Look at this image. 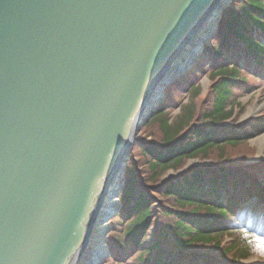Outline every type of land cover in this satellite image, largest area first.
<instances>
[{"label":"water","instance_id":"obj_1","mask_svg":"<svg viewBox=\"0 0 264 264\" xmlns=\"http://www.w3.org/2000/svg\"><path fill=\"white\" fill-rule=\"evenodd\" d=\"M224 7L0 0V264L77 262L162 91L198 62L206 39L180 66L171 59L213 14L216 32Z\"/></svg>","mask_w":264,"mask_h":264},{"label":"trees","instance_id":"obj_2","mask_svg":"<svg viewBox=\"0 0 264 264\" xmlns=\"http://www.w3.org/2000/svg\"><path fill=\"white\" fill-rule=\"evenodd\" d=\"M228 37L243 41L264 67V0L230 5L216 39L205 48L204 56L213 60L210 72L202 62L193 78L182 77L171 85L169 100L143 129L151 140L136 145L126 169L120 195L124 209L113 223L108 264H219L207 253L220 250L227 237L234 240L219 257L239 262L264 255L258 238L231 220L237 212L214 204L209 192V186L219 193L232 182L242 193L257 194L254 177L264 179V163L247 166L256 155L250 141L264 134V118L239 132L217 127L233 117L239 99L263 76L258 69L257 76L249 73L253 65L245 54L236 59ZM199 71L208 73L211 82L206 96L196 81ZM172 108L180 109L175 120ZM190 160L213 165L184 171ZM171 171L174 175L168 177Z\"/></svg>","mask_w":264,"mask_h":264},{"label":"rangeland","instance_id":"obj_3","mask_svg":"<svg viewBox=\"0 0 264 264\" xmlns=\"http://www.w3.org/2000/svg\"><path fill=\"white\" fill-rule=\"evenodd\" d=\"M238 1H242V0H227V1H225V5H226V7H228L233 2H238ZM216 37H217V31L211 33L210 36L206 38V40L202 43L203 52H202V54H201V56L199 58V61L195 64V66H193V68L187 74H185L182 77H187V78L192 77L193 78L194 75H192V74H194L196 66H198L202 62L205 63V69H207V70L209 69V72H210L211 62H210V58H208L207 55L204 56V54H205L204 47L207 44H209V43L210 44L213 43V41L216 39ZM248 71H249L250 74H254L255 76L258 75L257 70H255L252 67ZM182 77H180L179 79H181ZM196 81L202 86L204 93L206 91H208V89L210 88V83H209V79H208V73H204L202 71H199L198 72V79ZM171 85H173V83L170 84L163 91V93L165 95L164 96L165 100L167 99L166 102L170 98V96H168V98H167V94L166 93L168 92L167 90H168V88ZM252 89L253 90L250 93L245 94L239 100L241 105L246 107V112H245V115L240 118V121H239L238 125H240L241 123L245 122L250 117H255V116L259 115L260 112L264 111V73H263V76L260 77L256 81V83L252 85ZM203 92H202V94H203ZM182 96H183L182 97L183 98V103L184 104L188 103L189 99L187 97H185L186 94L184 93V94H182ZM165 100H164V102H165ZM164 102H162L160 104V106ZM171 110H173V108ZM238 112L239 111H237V113ZM179 114H180V109L179 108H176V109L174 108V110L172 111V119L175 120L176 116L179 115ZM232 121L233 120L226 121V124H230V123H232ZM144 128H145V126L142 128L141 133L138 136L137 144L138 143L146 144L147 142H149L151 140L150 137H149V133H143V129ZM250 146L255 149L256 155H255L254 158L250 159L249 164L258 161L259 159H264V135H262V136H260L258 138L253 139L252 141H250ZM210 164L211 163H207L205 165L209 166ZM203 166H204V164H200L198 160H194V161L188 162L186 167H188V169H193V168H196V167L199 168V167H203ZM169 175L170 176L173 175L172 172H170ZM117 204L119 205L118 201H117ZM252 204H253L252 202H248V203L245 202V204L243 206L246 205V206H248V208H250L249 205H252ZM119 207L120 208H118V209H117V207L114 208V214L113 215H115V217H113L106 224V229L104 230V235H103L104 236V240H105V249H104V252H102V254L99 256V258H96V260H95V258L93 259L94 261H96V264H108V263L111 262L112 254H111V250L108 248V243L107 242H108V240H110V235H111V233H112V231L114 229L113 228V223H116L118 221V218L120 217V214H121L122 210L124 209V206L121 205V204H120ZM252 212H253L252 210L250 211L248 209V211L245 212V214L242 217H240V219H239V221L237 223V228L238 229H246V228H248L249 231H251V232L255 233L256 235H258L259 238H260L259 242L262 245V252L264 254V206L262 207V209L259 212H257V213L253 212V213L256 214V216L253 217V218H252V216H253ZM263 258H264V255H263ZM261 263H262V261L260 259H258V258L253 256V257H250L249 259H247L246 261H244L243 264H261Z\"/></svg>","mask_w":264,"mask_h":264},{"label":"bare ground","instance_id":"obj_4","mask_svg":"<svg viewBox=\"0 0 264 264\" xmlns=\"http://www.w3.org/2000/svg\"><path fill=\"white\" fill-rule=\"evenodd\" d=\"M215 24L216 15H210V17L204 21V23L195 32L192 38L186 43V45L179 52V54L173 59H171L172 62L169 64L171 69L180 66L191 56H193L199 44H201L202 41L210 35V32H212V28L215 26ZM173 73H175V70L173 71ZM155 95L156 92L154 93V99L156 98ZM110 187L108 188V190H112L113 185H110ZM111 190L109 192L106 191V196L103 197L100 202V205L98 206L97 213L95 215L96 217L93 226L94 228H92L90 237L88 239V244L83 249L75 264H96V261H94L93 259L95 258L96 260V258H99L102 252H104L105 240L103 235L104 230L106 229V223H103V221L104 218L107 216V213H109L110 210L114 209L117 204V200L114 198Z\"/></svg>","mask_w":264,"mask_h":264}]
</instances>
